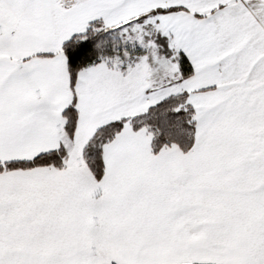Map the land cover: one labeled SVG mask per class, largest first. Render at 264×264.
Returning <instances> with one entry per match:
<instances>
[{
	"label": "snow or ice",
	"instance_id": "snow-or-ice-1",
	"mask_svg": "<svg viewBox=\"0 0 264 264\" xmlns=\"http://www.w3.org/2000/svg\"><path fill=\"white\" fill-rule=\"evenodd\" d=\"M0 264H264V0H0Z\"/></svg>",
	"mask_w": 264,
	"mask_h": 264
}]
</instances>
